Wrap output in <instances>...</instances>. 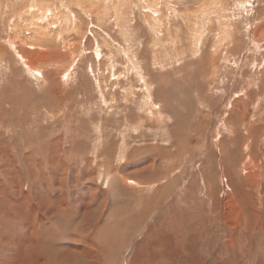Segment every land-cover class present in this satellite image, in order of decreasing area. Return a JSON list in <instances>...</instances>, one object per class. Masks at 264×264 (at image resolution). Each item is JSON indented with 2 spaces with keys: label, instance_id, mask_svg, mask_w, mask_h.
Segmentation results:
<instances>
[{
  "label": "rangeland",
  "instance_id": "1",
  "mask_svg": "<svg viewBox=\"0 0 264 264\" xmlns=\"http://www.w3.org/2000/svg\"><path fill=\"white\" fill-rule=\"evenodd\" d=\"M71 253L264 264V0H0V264Z\"/></svg>",
  "mask_w": 264,
  "mask_h": 264
},
{
  "label": "bare ground",
  "instance_id": "2",
  "mask_svg": "<svg viewBox=\"0 0 264 264\" xmlns=\"http://www.w3.org/2000/svg\"><path fill=\"white\" fill-rule=\"evenodd\" d=\"M46 16H48V15H46ZM42 18V17H41ZM47 18V17H46ZM42 20V19H41ZM67 22V21H66ZM42 25V24H41ZM37 28V31H35L37 34H41V33H43L44 31H45V29H41L40 27H35V29ZM55 28V27H54ZM36 33H30V35H34V34H36ZM45 33V32H44ZM28 34H29V32H28ZM196 54V53H195ZM103 106V105H102ZM140 106V105H139ZM158 108V107H157ZM231 226V225H230ZM62 256H63V254H62ZM70 258L69 257H67V258H69L68 260H70V262L68 263V264H79L78 262H75V263H73V256L74 255H72V253L70 254ZM134 260V259H133ZM93 262H92V264H96V260H92ZM131 261H132V259H131ZM91 261H88V264H91L90 263ZM133 262V261H132ZM133 264V263H132Z\"/></svg>",
  "mask_w": 264,
  "mask_h": 264
},
{
  "label": "crops",
  "instance_id": "3",
  "mask_svg": "<svg viewBox=\"0 0 264 264\" xmlns=\"http://www.w3.org/2000/svg\"><path fill=\"white\" fill-rule=\"evenodd\" d=\"M147 164L150 166V168H154V166L152 165L151 162H148ZM151 166H152V167H151ZM148 168H149V167H148ZM150 168H149V169H150Z\"/></svg>",
  "mask_w": 264,
  "mask_h": 264
}]
</instances>
